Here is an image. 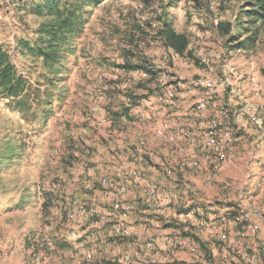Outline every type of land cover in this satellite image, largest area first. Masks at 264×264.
<instances>
[{
    "label": "rangeland",
    "instance_id": "rangeland-1",
    "mask_svg": "<svg viewBox=\"0 0 264 264\" xmlns=\"http://www.w3.org/2000/svg\"><path fill=\"white\" fill-rule=\"evenodd\" d=\"M7 1L0 0V45L11 52L21 73L36 85L44 70L42 63L22 56L16 49L14 37H32L30 30L36 27L38 20L26 23L17 20L15 13L6 7ZM249 1L104 0L97 6L84 8L86 22L83 32L69 55V62L61 74L63 79L51 88L54 93L52 111L45 126L40 128L36 122L22 120L0 98V152L15 148L14 152L18 154L13 159L1 158L0 154V264H79L82 260L75 257L78 248L71 247L65 235H72L79 226L80 215L71 221L66 217V210L76 208L74 201L87 207L89 215L93 208L99 209L91 205L90 195L83 196L85 188L113 193L116 199L112 205L130 204L136 208L128 202L129 197L125 199L126 179L131 170L117 190L109 187L114 177L110 168L102 170V175L96 170L97 178L94 181L89 179L88 169L92 170L95 165L90 162L94 157L104 166L109 164L108 157L114 152L104 145L111 136L123 141L125 148H118L117 154L121 159L126 157L128 144L125 142L129 138L125 132L132 126L121 122L124 132L118 137L109 132V127L97 124L95 116L100 109L109 111L110 99H115L112 103L115 107H123L118 109L121 111L119 116L129 119L128 113L139 115L142 99L159 87L161 91H158L157 98L161 111L164 106L170 108L175 103L180 111L186 112L204 100L206 108L196 110L197 114L206 113L211 118L216 110L219 114L226 110L225 121L236 133L232 156L222 160L219 168L216 161L211 163L214 158L205 152L202 134L199 140L195 138L196 145L187 165L182 167L172 163L161 167V180L174 187L170 185L168 188L172 189L166 190L154 184L160 190L158 200L173 212V208H178L187 198L190 203L185 207L180 205L179 214L194 210L196 218L192 220H195L198 232L186 223L179 222L183 227L177 226L172 216L170 223H163L165 218L161 217V227L174 229L167 235L173 237L172 240L193 237L197 241L202 257L195 264H264V20L247 21L245 11ZM164 18L178 33L187 35L192 56H179L163 45L158 32ZM241 21L249 24L252 31L258 27V35L254 46L232 49L229 35L224 34L219 26L229 24L234 32ZM125 60L155 70L158 73L156 81L150 82V76L142 69H122ZM208 79L214 80L213 88L205 85ZM166 90L173 93V101H166L170 96L163 94ZM127 98L133 99V108L126 103ZM137 106L139 113L133 111ZM184 116L177 120V126L182 129H179L178 136L183 143H188L187 127H182L192 123L186 122L188 118ZM161 129L159 134L166 131L164 127ZM132 132L130 129L129 134ZM103 133L106 136L101 135ZM176 137L174 135L173 140ZM148 148L149 143L143 134L132 149L134 152H148ZM167 168H173L174 177L164 173ZM214 168L218 170L216 175L213 174ZM187 170L192 176L183 175ZM103 179L107 180L106 184ZM193 186L201 191L193 189L192 192ZM177 189L188 192L181 194V199H172L170 190L174 194ZM51 193H54L52 203L46 209L43 204ZM145 203L144 199V207ZM105 206L109 207L108 203ZM239 213L248 214L250 221L232 225L224 223L223 219H233ZM210 218L214 220L211 231L204 223ZM116 220L119 229L124 223V228L129 230L124 239L116 240L118 248L124 252L126 244L132 242L134 228L127 227L126 220ZM205 234L207 239H204ZM155 238L153 236L134 246L148 263L142 258L133 260L128 251L120 253L119 258L114 259L115 263L120 264L128 257V264H161L162 256L160 260L150 258L163 237L160 241ZM90 256L94 264L99 261L103 264L106 260H95L92 254Z\"/></svg>",
    "mask_w": 264,
    "mask_h": 264
},
{
    "label": "crops",
    "instance_id": "crops-1",
    "mask_svg": "<svg viewBox=\"0 0 264 264\" xmlns=\"http://www.w3.org/2000/svg\"><path fill=\"white\" fill-rule=\"evenodd\" d=\"M157 90L153 91L150 93V95L147 98H143L140 105V113L137 115H132L134 113H128L131 118L126 119V117L122 116H117V117H112L109 115V112L107 110L105 111L100 109L97 113L96 122L99 125L107 126L109 127V132L115 136L121 137V132H124V128H122L121 122L125 121L128 124H131L132 126L127 127L126 129V134L127 137L129 138L128 142H125L128 144L126 146L127 150V155L124 159H121L118 154H117V149L124 147V143L116 139L115 137L111 136V140L108 142L107 145H104V147H109L110 152H114L112 155L108 157V165L104 166V164L101 163L98 158L94 157L93 160L90 162L95 163V165H92V170L88 169L89 173V179L92 181L97 178L96 174L97 172L99 174L101 173L102 170H107V168H110L112 170V174L114 173V177H112L110 186L111 189H116L119 185L123 184V181L126 179L125 176L129 177V171H133L136 169H139V172L142 176L141 180L135 179L132 175H130L129 178H127V182L125 184L126 187V194H125V199L126 197H129L128 202L131 204H134L136 206V209L134 210L133 213L130 214V216L126 219V226L129 227L130 229H133V235L132 237V242H130L127 245V250L124 252H127L132 256V259H141L140 257V252L138 251L137 248H134V246L137 245V243H141L144 241H147L151 237L155 236L156 240L158 239L159 241L162 238L161 244L159 243L158 246H155V252H153L152 256L150 258H155L158 257L159 260L161 258V254L164 252L170 251L172 253L171 262L172 261H179V262H191L193 261L192 255L186 251V250H178L176 247L173 246V237L168 238L167 235L171 234L174 232V229L170 227L162 228L161 227V217H164L165 220L163 223H170L171 222V217L174 219V222L177 224V226H182L180 225L179 222L181 223H186L188 226L194 227V230L197 231V224L192 225L191 223V217L190 216H184V214H179L181 212L180 205L181 207H185L188 205L190 202L185 198L183 200V203L179 204L178 208H173L174 211L170 208H167L165 205H161L160 200H155L153 202H149L147 199L146 195V187L150 184H157L158 186H162V188H165L166 190L172 189L168 188L174 187L173 184L171 183H164V180H161V175L163 173L160 171L162 166L164 164H169L171 165L172 163L182 166L183 164L187 165L188 162L187 160L190 159V156L192 155V151L195 148V138L201 137V134L203 133L204 129L207 127L209 121L215 117H219V111L216 110V113L210 118H208V115L206 113H199L197 114V111L195 107H191L188 109V111L185 112V110L182 112L177 108V105L175 103L171 104L170 108H167L166 106L163 107V110L161 111V106H160V100L157 98L158 91H161V87L155 88ZM160 89V90H159ZM115 99H110V101H114ZM197 102V101H196ZM195 102V103H196ZM123 104V102H120V104ZM125 103V102H124ZM126 104V103H125ZM126 107V106H125ZM176 107V109H175ZM123 108L122 106L115 107L112 105V110L118 111L121 113L120 110ZM127 108V107H126ZM132 111V110H131ZM182 112L185 118L187 117L188 119H185L186 122L192 123V125L184 126L182 128L187 127V132L189 133L190 141L188 143H183L180 138L178 131L182 130L177 123V120L180 119L179 116L183 117V115L180 113ZM142 116V118H141ZM208 118V120H206ZM187 125V123H186ZM119 127L121 130L119 131ZM165 128L166 131L164 133H158V131L161 132V128ZM130 129H132V135L129 134ZM161 129V130H160ZM180 129V130H179ZM191 130V132L189 131ZM152 132V133H151ZM102 133V131H101ZM146 135V139L149 143V148L148 152L146 151H133V145L137 146V140L138 137L141 135ZM152 134V136H151ZM173 134V135H172ZM103 136H106L105 133L101 134ZM174 135H176V140H173ZM188 135V134H187ZM180 143V145H178ZM183 143V144H181ZM100 150V149H99ZM99 150L97 152H99ZM170 159V160H169ZM189 169L192 171V169L189 167ZM96 170H98L96 172ZM163 170V169H162ZM183 171V175L192 176L191 171ZM116 171V174H115ZM165 173V172H164ZM194 173V172H193ZM131 174V173H130ZM169 179H172L169 177ZM89 180V181H90ZM165 184V187H164ZM169 184V185H168ZM107 187V186H105ZM123 187V186H122ZM124 188V187H123ZM201 189H203V186H200ZM105 189V188H104ZM193 189H197V191H201L199 188L196 186L191 188V191ZM173 191V190H172ZM170 190V194L172 199L176 198H182V195L187 194L186 190H176L174 191L175 195L173 194ZM83 196H88L90 195L91 198L90 200L92 201V204L94 206L99 207L100 210V217L92 218L89 217V214L87 212V207L84 206V212L80 215V223L75 230H73L72 235L70 233H66L65 238L68 239L69 243L71 244V247H75V249L78 248L77 254L75 257L78 259H81L82 263L80 262L79 264H87L88 263V258L87 256L92 254L93 259H106L105 262H111L115 263L114 259L119 258L121 252L120 249L118 248L116 244L117 238L124 239L126 236H124L121 233V230L116 228L117 224V214L113 211V206L111 202L115 200L113 193H108L107 191H104L103 189H92L90 188H85V191H83ZM193 192V191H192ZM166 193V192H165ZM180 195V196H179ZM144 199L147 201L145 203V207L143 206ZM142 200V201H141ZM194 201V200H193ZM192 202V201H191ZM106 203H108L109 207H106ZM185 203V204H184ZM184 204V205H183ZM89 205V203H88ZM112 205V206H111ZM103 206V208L101 207ZM89 207V206H88ZM177 211V212H175ZM149 213L156 214V216L152 217H147ZM145 214V215H144ZM162 215V216H161ZM212 219V218H210ZM184 230L187 229V227L183 228ZM182 229V230H183ZM71 230V231H72ZM144 232L146 234L144 235ZM175 232H179L178 229L175 230ZM195 232V234H197ZM203 236H201L202 238ZM204 239H207V235L205 234ZM85 246V248H83ZM173 247V248H172ZM143 260L146 259V257L142 258ZM111 260V261H109ZM188 260V261H187ZM147 261V259H146ZM89 264H94L93 262L89 261ZM162 263V258L161 261ZM102 264L101 261H99V264ZM148 263V261L146 262ZM97 264V263H96Z\"/></svg>",
    "mask_w": 264,
    "mask_h": 264
},
{
    "label": "trees",
    "instance_id": "trees-1",
    "mask_svg": "<svg viewBox=\"0 0 264 264\" xmlns=\"http://www.w3.org/2000/svg\"><path fill=\"white\" fill-rule=\"evenodd\" d=\"M104 0H8L6 7L15 13V18L22 23L37 19L36 27L31 28L32 37L17 35L14 37L16 49L22 56L31 57L41 61L43 72L32 84L30 78L24 76L13 61L11 52L0 45V98L6 101L7 107L12 112H17L21 119L36 122L38 127H43L51 115L53 99L52 87L62 80L61 74L69 62V55L74 51V44L83 32L86 22L84 8L97 6ZM245 17L249 23L264 20V0L249 1ZM224 34L229 35L232 49H241L254 46L258 27L254 28L240 22L232 32L229 24H220ZM252 31V32H251ZM163 45L174 51L179 56H192L189 50V39L186 34L178 33L171 22L162 19L158 32ZM127 56H125V59ZM121 68L126 71L142 69L150 76V82L156 81L158 73L144 65L132 64L125 60ZM45 87V88H42ZM62 95V94H60ZM61 100V97H59ZM112 103L108 107L109 115L117 117L118 111L112 110ZM108 105V104H107ZM39 128V129H40ZM15 148L0 152L1 158L13 159L18 156ZM54 194V193H53ZM50 196L45 198L44 208L51 203ZM175 264H189L175 261ZM103 264H116L103 262Z\"/></svg>",
    "mask_w": 264,
    "mask_h": 264
},
{
    "label": "built area",
    "instance_id": "built-area-1",
    "mask_svg": "<svg viewBox=\"0 0 264 264\" xmlns=\"http://www.w3.org/2000/svg\"><path fill=\"white\" fill-rule=\"evenodd\" d=\"M213 79H208L206 81V86L207 88H213ZM163 94H165L166 96L169 94V100H166L167 102H171L173 101V93L169 92V91H164ZM126 103L128 104L129 107L135 106L133 99L132 98H127ZM206 108V102L204 100H200L197 105L195 106V109L200 111V110H204ZM139 107H135L133 109V111L135 113H139ZM227 116V111L226 110H222L220 112V117L217 118H213L209 121L207 127L204 129L203 133H202V143L204 146V150L205 152H207V154L209 156H212L214 159L211 161V163H214L215 161L217 162L218 168L222 162V160L229 158L232 156L233 153V145L235 142V131L233 128H231L230 124L225 121V117ZM222 117V118H221ZM224 118V119H223ZM141 145H143V142L140 143ZM197 164V162L195 163ZM198 165V164H197ZM216 166V165H215ZM170 167V166H169ZM217 168V167H216ZM216 168L213 169V171H215L213 174L216 175L218 171ZM165 173L171 177L175 176V172L173 171V168H167L165 170ZM131 175L137 179V180H141L142 176L140 174V172L138 170H133ZM103 183H107L106 179H103ZM159 187L157 185H148L147 188V199L148 201L151 203H155L154 201L158 200L160 198V190L158 189ZM158 197V198H157ZM154 198H157L154 200ZM74 207H76L75 209H68L66 210V217L68 219L75 220L74 218L77 215H81L84 212V206H82V204L78 203L77 201H74ZM113 211L117 214L118 218L121 219V221H125L128 214L130 212H132L133 210H135L136 208H134V206L130 205V204H124V205H120V204H115L113 206ZM223 211L228 210V209H224L222 208ZM187 213H183L184 216L186 217L187 215L191 217V223L192 225H196L194 223V221L192 220V218H196L195 211L194 210H187L185 211ZM100 210L97 208H93L91 210L90 215L94 216V217H100ZM89 214V213H88ZM89 215V216H90ZM208 222H204L207 227H209V231H211L212 229H214V220L213 219H208ZM225 224L228 225H232L234 223H238V222H248L249 220V216L246 213H239V215L235 216L233 219H223ZM124 223H123V227L120 228L121 233L124 236L128 235V229L124 228ZM213 227V228H212ZM212 228V229H211ZM253 232H255L257 230L256 225H254L253 227ZM118 229V224H116V228L115 230ZM211 229V230H210ZM151 246V245H150ZM173 246L176 247L178 250H186L189 253H191L193 256H195V258L193 259V261L189 262V264H195L197 262L195 261H199V257H202V251L200 250V247L197 243L196 240L193 239V237H178L176 240H173ZM152 247V246H151ZM162 255V263L161 264H166V261L168 262L167 264H175L174 261L171 262V258H172V253L170 251L168 252H164ZM88 257V263L90 262V259L92 258L90 255L87 256ZM128 257L126 258V260H121L120 264H128Z\"/></svg>",
    "mask_w": 264,
    "mask_h": 264
}]
</instances>
